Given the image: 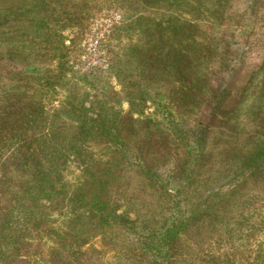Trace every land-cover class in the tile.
I'll return each mask as SVG.
<instances>
[{"label": "rangeland", "instance_id": "1", "mask_svg": "<svg viewBox=\"0 0 264 264\" xmlns=\"http://www.w3.org/2000/svg\"><path fill=\"white\" fill-rule=\"evenodd\" d=\"M28 1L0 0V8ZM30 1L37 4L35 14L45 18V32L31 43L30 26L35 16L26 14L17 26L13 17L7 19L6 27L0 30V75L11 78L4 82L31 85L23 73H43L48 67L45 63L56 65L54 46H60L58 51L64 53L66 73L58 81L59 95L71 89L79 93L80 87L91 93L97 91L100 98L116 107V122L121 123L129 149L126 153L130 156L124 169L117 171L120 177L111 194L120 198L122 209L134 224L127 223L104 238L93 239L95 247L89 249L88 257L98 264H140L144 259L136 248L138 238L153 236L150 246L169 252L167 264H264V215L259 216L264 211V195H259L255 188L260 179L255 176L236 185L240 176L227 182L226 177H216L214 170L210 171L214 166L210 164L212 156L220 152L218 144L228 146L247 127L250 129L241 125L232 132L222 116L237 104L245 80L264 60V0L255 15L253 0H233L222 24L201 21L208 32L220 36L217 45L221 55L213 58L205 86L196 91L186 89L189 80L179 67H173L170 56L164 52L167 46L151 48L145 41L146 27L142 29L143 36L133 35L135 39L131 41L140 40L141 57L147 64L141 65L140 72L132 73V80L125 84L116 77L110 70L111 58L116 51L121 52V45L129 39L128 34L113 35L125 17L114 3ZM18 39L25 41L22 49L16 48ZM39 42L43 43L39 46ZM146 52L150 54L144 58ZM172 52V58L177 57ZM90 76L103 79L97 84L98 77L93 80ZM112 89L118 92L116 96ZM222 89L230 91L217 105L215 93ZM136 109L143 110L144 116ZM167 120H172L176 129L170 128ZM200 134L207 135L205 144L211 161L205 158L201 165L194 166L188 148ZM11 148L0 155V165L3 162L2 166L8 165L10 169L16 160L11 156ZM130 160L133 164L128 165ZM192 167L197 180L195 176L189 179ZM78 171L69 167V177L78 179ZM210 175L214 178L208 180ZM4 201L0 203V219L9 207ZM154 226L158 231L152 230ZM169 228L175 230L170 245L159 238ZM35 234L25 238L22 235L23 245L16 244L7 250V264L41 263L38 257H44L56 244L52 233ZM77 258V254L72 257L75 261Z\"/></svg>", "mask_w": 264, "mask_h": 264}, {"label": "trees", "instance_id": "2", "mask_svg": "<svg viewBox=\"0 0 264 264\" xmlns=\"http://www.w3.org/2000/svg\"><path fill=\"white\" fill-rule=\"evenodd\" d=\"M108 1L125 13L113 35L122 37L128 34L129 39L110 61V70L119 80L125 84L132 73L147 64L141 57L140 40L131 41L135 39L133 35L143 36L142 29L146 27L145 41L151 48L167 46L164 52L170 56L173 67H179L189 80L186 89L196 91L205 86L211 71L210 64L219 53L217 43L220 36L208 32L200 23L222 24L233 0ZM261 1L253 0L254 15L261 8ZM31 2L1 7L0 30L6 27L10 17L17 26L26 14H30L35 16L30 26L31 43L42 37L45 18L35 14L37 4ZM18 31L22 32V29ZM16 42V48L22 49L25 41L18 39ZM59 47L54 46L56 65L45 63L48 67L43 73H23L31 85L7 83L4 79L11 77L0 75V155L12 146L11 156L16 159L12 169L8 165L2 166L3 162L0 165V203L6 200L9 205L0 219V264H7L8 249L16 244L23 245L22 235L25 238L43 232L52 233V241L56 245L51 246V251L44 257H38L39 264H98L87 254L95 247L93 239L104 238L127 223L134 224L122 209L120 198L111 194L120 177L117 171L124 169L125 160L130 156L126 153L129 149L121 123L116 122V107L100 98L97 91L91 93L83 87L78 88L79 93L71 89L59 95L58 81L66 73L64 53L58 51ZM172 50L177 57L172 58ZM149 54L144 53V58ZM97 77V84H100L103 77L91 78ZM229 91L222 89L215 93L217 105ZM111 92L114 96L118 94L114 89ZM187 95H191L190 92ZM55 101L56 105L53 104ZM128 102L131 106L132 101L128 99ZM228 110L222 116L227 121L228 130L237 131L241 125H248L250 129L247 127L240 133L242 135L237 133L236 140L229 145L226 142L228 146L222 142L218 144L220 152L212 156L213 161L208 157L207 135L200 134L188 148L192 164L199 166L201 160L208 158L210 164L217 165L210 169L214 170L216 177H226L228 182L240 176L235 181L236 185L256 176L260 179V183L255 185L257 193L264 195V60L249 74L237 104ZM135 111L144 116L143 110ZM59 117L62 119H57ZM165 122L170 128L176 126L172 120ZM224 151L226 153H222ZM138 161L142 164L141 160ZM132 162L130 160L128 165ZM69 167L79 170L76 174L78 179L69 177ZM190 171L189 179L195 176L197 180L196 170L192 167ZM212 178L214 176L210 175L207 179ZM57 206L63 207L59 209ZM263 215L264 211H261L259 216ZM152 230L158 231L157 226ZM173 231L169 228L163 237L159 235L165 240L164 244H171L175 236ZM152 238H138L136 248L144 259L140 264H167L169 252L150 246ZM76 254L79 258L75 261L72 257Z\"/></svg>", "mask_w": 264, "mask_h": 264}]
</instances>
